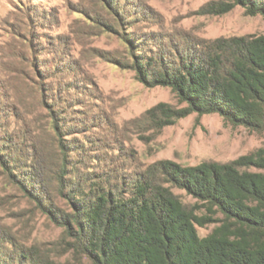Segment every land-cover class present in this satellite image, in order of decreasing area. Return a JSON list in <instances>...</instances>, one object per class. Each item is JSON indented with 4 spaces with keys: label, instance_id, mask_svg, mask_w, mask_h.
I'll list each match as a JSON object with an SVG mask.
<instances>
[{
    "label": "rangeland",
    "instance_id": "1",
    "mask_svg": "<svg viewBox=\"0 0 264 264\" xmlns=\"http://www.w3.org/2000/svg\"><path fill=\"white\" fill-rule=\"evenodd\" d=\"M209 1L0 0L2 239L34 246L54 264H90L13 179L22 167L30 170L33 160L52 181V199L68 208L56 190L62 163L75 180L92 171L126 185L162 159L182 165L226 162L264 146V131L233 125L217 113L192 112L159 126L146 115L148 109L185 104L169 87H148L122 65L131 63L134 51L173 57L174 48L196 51L208 39L264 35L261 14H247L241 6L221 15L201 13ZM9 153L13 160L17 155V166L4 162L2 154ZM172 191L187 205L200 203L182 189ZM215 225L198 231L207 234Z\"/></svg>",
    "mask_w": 264,
    "mask_h": 264
},
{
    "label": "trees",
    "instance_id": "2",
    "mask_svg": "<svg viewBox=\"0 0 264 264\" xmlns=\"http://www.w3.org/2000/svg\"><path fill=\"white\" fill-rule=\"evenodd\" d=\"M235 6L264 16V0H211L199 10L221 15ZM136 40L129 42L138 48ZM174 51L173 57L134 51L131 63H122L146 86L169 87L185 104L158 103L146 115L163 126L192 112L217 113L233 125L264 131V35L221 36L203 41L196 51ZM5 140L2 144L11 143ZM14 157L2 154L5 163L17 166ZM33 164L26 171L19 166L21 173L13 179L90 264H264V146L226 162L182 165L162 159L126 185L92 171L75 180L62 163L56 190L68 208L55 203L52 181L43 177L35 160ZM172 188L200 203H183ZM200 208L204 213H198ZM209 223L217 225L201 235L198 228ZM2 237L0 264H54L36 247Z\"/></svg>",
    "mask_w": 264,
    "mask_h": 264
}]
</instances>
